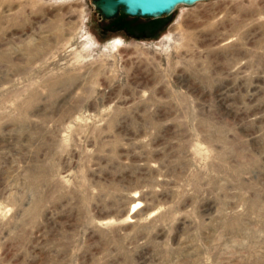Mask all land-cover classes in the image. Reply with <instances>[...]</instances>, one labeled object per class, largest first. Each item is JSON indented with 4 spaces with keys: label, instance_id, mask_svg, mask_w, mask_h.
Listing matches in <instances>:
<instances>
[{
    "label": "rangeland",
    "instance_id": "obj_1",
    "mask_svg": "<svg viewBox=\"0 0 264 264\" xmlns=\"http://www.w3.org/2000/svg\"><path fill=\"white\" fill-rule=\"evenodd\" d=\"M0 264H264V0H0Z\"/></svg>",
    "mask_w": 264,
    "mask_h": 264
},
{
    "label": "water",
    "instance_id": "obj_2",
    "mask_svg": "<svg viewBox=\"0 0 264 264\" xmlns=\"http://www.w3.org/2000/svg\"><path fill=\"white\" fill-rule=\"evenodd\" d=\"M207 0H93V5L106 20H116L121 14L131 18L158 19L170 15L179 5H194Z\"/></svg>",
    "mask_w": 264,
    "mask_h": 264
},
{
    "label": "bare ground",
    "instance_id": "obj_3",
    "mask_svg": "<svg viewBox=\"0 0 264 264\" xmlns=\"http://www.w3.org/2000/svg\"><path fill=\"white\" fill-rule=\"evenodd\" d=\"M141 208V204L139 202H136L133 207H132V210H131V214L132 213H135L136 211H138L139 209Z\"/></svg>",
    "mask_w": 264,
    "mask_h": 264
},
{
    "label": "flooded vegetation",
    "instance_id": "obj_4",
    "mask_svg": "<svg viewBox=\"0 0 264 264\" xmlns=\"http://www.w3.org/2000/svg\"><path fill=\"white\" fill-rule=\"evenodd\" d=\"M120 16H121V15H120ZM146 26H147L146 28H147V30H148V31H150V32H151V31H153V30H154V27H153V24H152V22H149V23H147V25H146Z\"/></svg>",
    "mask_w": 264,
    "mask_h": 264
}]
</instances>
